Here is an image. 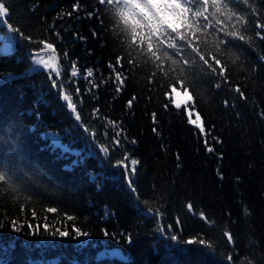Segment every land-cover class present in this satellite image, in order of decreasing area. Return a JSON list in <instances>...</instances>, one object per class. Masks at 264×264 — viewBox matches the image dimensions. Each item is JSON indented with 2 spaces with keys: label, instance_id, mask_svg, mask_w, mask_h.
I'll return each instance as SVG.
<instances>
[{
  "label": "trees",
  "instance_id": "obj_1",
  "mask_svg": "<svg viewBox=\"0 0 264 264\" xmlns=\"http://www.w3.org/2000/svg\"><path fill=\"white\" fill-rule=\"evenodd\" d=\"M0 2L8 8L0 30L13 42L0 52V168L25 193L0 184V264H264V39L256 35H264V0L186 3V35L225 78L199 65L185 75L184 52L163 57L167 40L153 41L156 61L99 0ZM233 30L245 40L228 37L215 65L217 43ZM41 39L55 42V53L40 54L56 55L64 74L55 79L76 112L54 73L31 67ZM118 71L127 77L119 92ZM133 168L136 192L125 176ZM74 226L89 235L75 237Z\"/></svg>",
  "mask_w": 264,
  "mask_h": 264
},
{
  "label": "snow or ice",
  "instance_id": "obj_2",
  "mask_svg": "<svg viewBox=\"0 0 264 264\" xmlns=\"http://www.w3.org/2000/svg\"><path fill=\"white\" fill-rule=\"evenodd\" d=\"M205 4H207L208 0H203ZM213 4H216V0H212ZM189 4L192 5V0H99L100 5H108V6H114L116 9L115 15L118 16L119 22L126 26L128 30H130L131 33V41L133 44L137 41V38L141 41L143 44L145 41L147 42V52L151 54V57H154L156 61L162 62V57L157 55V50L153 47V41L155 40L157 44L163 45L164 41L167 40V47L163 51V57L171 59L172 56H175V52H171L170 50L173 49H179L180 51L184 52L186 55L181 57L183 60V63L181 65V68L183 69V73L185 75H192L193 72L197 71V66L199 65V71L202 74L205 75H218L221 78H225L227 73L225 72V67L220 66L219 68L215 67L213 64H210L208 59H206L205 54L196 46L186 35L185 29H189L191 26L189 24V7H186L185 5ZM77 5H73V9H77ZM8 8L6 7L4 2H0V17H3L7 14ZM95 13H89V16L94 15ZM71 15V14H70ZM4 24V21H0V27H2ZM179 25V26H177ZM147 28V32H143L142 29ZM257 28H264V24H257ZM13 33L15 34V29H13ZM95 35V32L93 33ZM256 35L260 37L261 39H264V35L261 34L260 31H257ZM238 38L240 41L245 40L244 35H238L237 31H228L225 34V40L219 41L216 45V55L212 56V59L214 60L215 65H221L222 60L219 57H222L224 55V52L222 49L228 48L229 45L232 43L231 40H228L227 38ZM163 38V39H161ZM23 39L29 40L30 37L24 36ZM55 42H46L45 40L41 39L38 41V44L43 45V48L40 49V52L37 53L32 57L33 62L37 66H42L43 69H47L50 72L54 73V76L52 78L53 87L60 88V96L64 101H67V108L71 109L72 112L77 111V105L74 103L73 95H66L63 92V88L66 87L65 85H61L60 81L56 80V76H62L64 73L61 71L60 64L56 63V55H48L45 57L44 55H41L40 53H43L44 50H50L52 53L56 52V49L54 48ZM189 49L191 50L189 53ZM209 55H212L209 53ZM67 58L66 52L64 53V59ZM63 62V60L61 61ZM202 62V63H200ZM117 64L121 63V58L117 57ZM129 63H132V61H129ZM175 63V61H174ZM207 66L205 68L204 66ZM72 70L71 75L72 77H76L78 75V68H77V62L72 61ZM109 68H113V65L110 63ZM82 71V70H80ZM93 76V70L91 68L87 69V75L82 77L83 79H87L89 77ZM127 77L121 76L120 72H116V80L117 83L120 85V87L117 89V91H121ZM107 82V81H106ZM183 82V81H181ZM90 85L92 87H96L97 85L89 81ZM217 88L220 87L219 84L216 85ZM236 92H238L241 97H243L244 93L241 91L239 87H237ZM173 91H175L173 89ZM185 92L187 93V89H185ZM80 89H76L75 94H79ZM74 94V95H75ZM165 95H168L165 93ZM135 97H133V100H129L128 104L129 106L132 105ZM171 99V97H169ZM188 99H191V96L188 97ZM171 103L175 105L177 109H180L182 104L180 101L172 100ZM167 107V105H166ZM191 113H189V120L188 123L192 125H196L197 128H199V131L201 133H205V128L203 124L200 122L201 118L200 115L197 114L196 119H191ZM75 119L77 121L81 120L82 117L80 115H76ZM153 119H155V113L153 114ZM155 131V129H154ZM117 136L120 135V133L116 134ZM5 139L2 135H0V140ZM117 143L119 144L120 141L117 140ZM131 143L135 144L136 141L133 140ZM101 151H104V149H101ZM209 152H213V148H208ZM75 163V162H74ZM121 162L118 161L117 164L119 165ZM137 159H131V165L136 166L138 165ZM137 171L136 168L132 169L131 173L126 172L125 176L126 179L129 180V188L131 192H136L137 189L133 186L135 184V177L134 173ZM0 184L6 185L7 188L11 191H13L15 194L18 195H24L23 189L16 185L12 177L10 176L9 172L3 168H0ZM48 212H55L56 208H48ZM149 212L153 211V208H148ZM162 211V210H161ZM159 214V213H158ZM35 215V213H33ZM68 220H73L74 217L68 216ZM31 225L29 224V228L31 229ZM13 230L16 232H20V227H13ZM44 230H48V225H44ZM73 231L75 233V237H87L89 235V232L87 231H81L78 227H73ZM35 230H33L34 234ZM52 234H58L61 237H68L70 235V232L68 230H59L56 229L55 232ZM107 235V233H105ZM227 235V233H225ZM172 240H177V236L173 235L171 236ZM229 240L232 239L231 236L228 237ZM189 243H192L190 240ZM199 243L201 245L204 244V240H200ZM231 259V257L229 258Z\"/></svg>",
  "mask_w": 264,
  "mask_h": 264
},
{
  "label": "rangeland",
  "instance_id": "obj_3",
  "mask_svg": "<svg viewBox=\"0 0 264 264\" xmlns=\"http://www.w3.org/2000/svg\"><path fill=\"white\" fill-rule=\"evenodd\" d=\"M0 21H3L2 17H0ZM12 47H13V42H12L11 34L9 30L5 27L3 31L0 30V52L7 54L11 51ZM41 55H44V54H41ZM32 57H31V67L33 68L42 67V66L35 65V63L32 60Z\"/></svg>",
  "mask_w": 264,
  "mask_h": 264
}]
</instances>
